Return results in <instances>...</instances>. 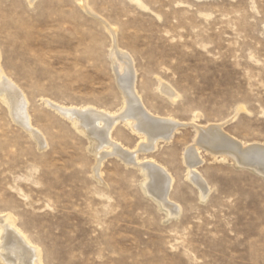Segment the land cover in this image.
Segmentation results:
<instances>
[{
	"label": "rangeland",
	"instance_id": "374dc122",
	"mask_svg": "<svg viewBox=\"0 0 264 264\" xmlns=\"http://www.w3.org/2000/svg\"><path fill=\"white\" fill-rule=\"evenodd\" d=\"M85 2L87 10L83 0H0V64L47 144L0 97V214L15 216L44 264H264V176L200 148L203 198L183 157L194 124L223 123L229 135L264 144V0ZM100 19L133 57L147 108L185 124L138 154L174 176L178 216L145 192L140 167L117 156L104 159L99 179L92 140L45 102L121 112L113 36ZM122 120L112 135L135 148L142 136Z\"/></svg>",
	"mask_w": 264,
	"mask_h": 264
},
{
	"label": "bare ground",
	"instance_id": "6f19581e",
	"mask_svg": "<svg viewBox=\"0 0 264 264\" xmlns=\"http://www.w3.org/2000/svg\"><path fill=\"white\" fill-rule=\"evenodd\" d=\"M85 1L83 0L82 6L87 10ZM102 21L113 36L110 54L117 85L124 99L121 112L112 113L91 105L66 106L50 99H45V102L63 117L71 119L92 140L97 152V164L93 170L99 179H101L100 169L104 159L112 155L117 156L127 165L140 167L145 175V192L157 201L170 217L178 216L181 212V205L173 201L171 197L174 176L153 158L140 159L138 154L155 150L161 141H170L176 130L185 124L177 121L178 119L154 114L147 108L137 90V72L133 57L118 47L115 38L116 29L107 21ZM1 56L0 52V60ZM160 90L172 99L177 97L176 91L164 82L161 83ZM0 97L8 105L14 120L28 132L30 131L31 137L33 136L41 147L46 146L43 133L33 125L27 96L17 83L6 75L1 64ZM122 119L133 132L142 136V140L135 148L125 147L112 135L114 127ZM194 126L196 128L195 140L184 151L183 157L188 170V178L198 187L203 198L209 193L210 187L198 170L199 165L203 163V158L199 153L200 148L224 158L231 157L240 166L250 168L264 176L263 143H246L229 135L223 129V123L194 124ZM0 260L4 264H44L41 249L17 226L15 216L10 213L0 214Z\"/></svg>",
	"mask_w": 264,
	"mask_h": 264
}]
</instances>
